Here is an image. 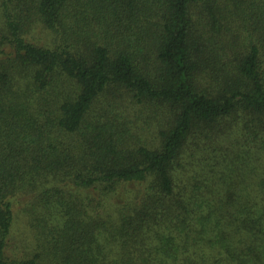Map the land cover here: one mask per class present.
<instances>
[{
  "label": "trees",
  "instance_id": "16d2710c",
  "mask_svg": "<svg viewBox=\"0 0 264 264\" xmlns=\"http://www.w3.org/2000/svg\"><path fill=\"white\" fill-rule=\"evenodd\" d=\"M0 264H264V0H0Z\"/></svg>",
  "mask_w": 264,
  "mask_h": 264
},
{
  "label": "rangeland",
  "instance_id": "374dc122",
  "mask_svg": "<svg viewBox=\"0 0 264 264\" xmlns=\"http://www.w3.org/2000/svg\"><path fill=\"white\" fill-rule=\"evenodd\" d=\"M21 226V225H20Z\"/></svg>",
  "mask_w": 264,
  "mask_h": 264
}]
</instances>
